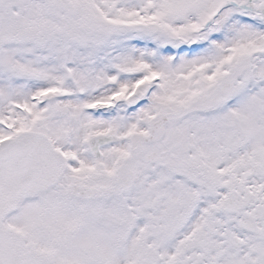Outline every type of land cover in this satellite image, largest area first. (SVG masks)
<instances>
[{
    "label": "snow or ice",
    "instance_id": "6c2138e0",
    "mask_svg": "<svg viewBox=\"0 0 264 264\" xmlns=\"http://www.w3.org/2000/svg\"><path fill=\"white\" fill-rule=\"evenodd\" d=\"M0 264H264V0H0Z\"/></svg>",
    "mask_w": 264,
    "mask_h": 264
}]
</instances>
